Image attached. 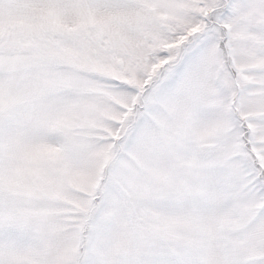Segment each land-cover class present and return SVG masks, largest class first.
Instances as JSON below:
<instances>
[{"label": "snow or ice", "instance_id": "1", "mask_svg": "<svg viewBox=\"0 0 264 264\" xmlns=\"http://www.w3.org/2000/svg\"><path fill=\"white\" fill-rule=\"evenodd\" d=\"M0 264H264V0H0Z\"/></svg>", "mask_w": 264, "mask_h": 264}]
</instances>
